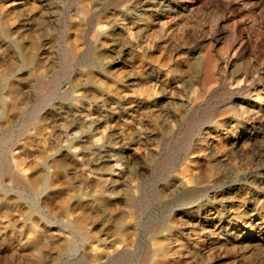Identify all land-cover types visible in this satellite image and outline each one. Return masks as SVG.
<instances>
[{
  "label": "rangeland",
  "instance_id": "rangeland-1",
  "mask_svg": "<svg viewBox=\"0 0 264 264\" xmlns=\"http://www.w3.org/2000/svg\"><path fill=\"white\" fill-rule=\"evenodd\" d=\"M33 263L264 264V0H0V264Z\"/></svg>",
  "mask_w": 264,
  "mask_h": 264
},
{
  "label": "bare ground",
  "instance_id": "bare-ground-1",
  "mask_svg": "<svg viewBox=\"0 0 264 264\" xmlns=\"http://www.w3.org/2000/svg\"><path fill=\"white\" fill-rule=\"evenodd\" d=\"M38 187V185H36ZM97 257H99V255H97ZM33 264H36V263H33Z\"/></svg>",
  "mask_w": 264,
  "mask_h": 264
}]
</instances>
